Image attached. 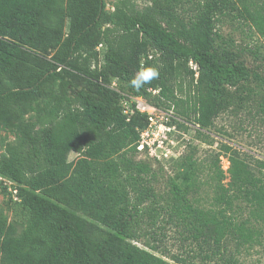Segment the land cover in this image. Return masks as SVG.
<instances>
[{
  "label": "trees",
  "instance_id": "obj_1",
  "mask_svg": "<svg viewBox=\"0 0 264 264\" xmlns=\"http://www.w3.org/2000/svg\"><path fill=\"white\" fill-rule=\"evenodd\" d=\"M223 15L249 19L264 36V0H148L141 8L118 0L109 12L104 0H0V122L15 133L0 175L18 196L17 218L0 208V264H170L149 240L135 243L142 224L154 238L158 220L237 264L224 254L228 243L239 248L259 234L250 217L238 220L239 203L264 224V159L255 170L230 156L219 208L191 202L189 160L162 203L148 166L131 155L148 114L125 113L121 103L128 94L175 107V84L188 76L177 111L200 131L248 99L253 91L239 89L252 74L216 29ZM257 106L264 125V91Z\"/></svg>",
  "mask_w": 264,
  "mask_h": 264
},
{
  "label": "rangeland",
  "instance_id": "obj_2",
  "mask_svg": "<svg viewBox=\"0 0 264 264\" xmlns=\"http://www.w3.org/2000/svg\"><path fill=\"white\" fill-rule=\"evenodd\" d=\"M117 1L104 0L105 10H113ZM132 1L138 8L148 4V0ZM189 9L192 14L194 4L189 5ZM216 29L224 41L241 53V58L251 71L249 84L241 86L239 92L243 95L247 90L253 92L248 99L242 98L239 104H230L226 110L213 118L209 129L199 131L193 121H188L177 111L182 109L181 101L188 96L191 83L188 76L178 78L179 82L175 84L178 104L175 107L169 103L161 105L159 109L156 107L157 113L152 119H148L147 126L140 131L139 141L144 145L137 146L136 150L130 153L134 160L144 162L148 166L150 185L162 203L170 196L172 183L179 182L183 168L189 160H194L196 166L194 185L189 193L191 202L201 208H219L221 204L215 201V196L221 184L229 186L230 156L235 152L236 156L244 159L255 170L260 168L258 160L264 159V125L257 114V101L264 91V36L250 24L249 19H234L230 15H223ZM103 48L100 47V50ZM142 131L145 132L142 134ZM14 139V125L0 122V155L7 153V148ZM75 156L76 154H71L70 159ZM239 204L241 208L236 211L238 220L250 217L254 228H259V234L253 242L244 243L239 248L236 247L235 240L231 239L224 254L235 256L237 264H264V224L251 217L250 205L247 206L244 202ZM146 205L147 203L144 206ZM0 208L8 219L17 218L14 214L18 208L15 183L2 175ZM158 224L161 227H154V238L142 224L140 237L135 243L143 247L146 246L145 240H149L158 246L154 252L170 264H226L221 255L212 253V247L203 246L201 249L196 241L182 240L178 233L179 227L171 223L166 226L163 220H158ZM159 228H163L164 233H161ZM174 254L181 255L186 260L177 261Z\"/></svg>",
  "mask_w": 264,
  "mask_h": 264
},
{
  "label": "built area",
  "instance_id": "obj_3",
  "mask_svg": "<svg viewBox=\"0 0 264 264\" xmlns=\"http://www.w3.org/2000/svg\"><path fill=\"white\" fill-rule=\"evenodd\" d=\"M115 83H112V86H114ZM117 89V88H116ZM121 103L123 106V111L125 113H132L134 110H138L139 112L147 113L148 118L152 119L155 116V113H157V108L147 102H145L141 97L139 96H132L128 94H124V97L121 99ZM133 104L134 108L130 109V106ZM129 118V117H127ZM145 131H142V134ZM139 145L137 146H143V142L139 141ZM143 148V147H142Z\"/></svg>",
  "mask_w": 264,
  "mask_h": 264
}]
</instances>
